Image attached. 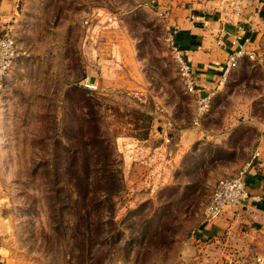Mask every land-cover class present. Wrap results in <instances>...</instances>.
Wrapping results in <instances>:
<instances>
[{
  "label": "rangeland",
  "instance_id": "rangeland-1",
  "mask_svg": "<svg viewBox=\"0 0 264 264\" xmlns=\"http://www.w3.org/2000/svg\"><path fill=\"white\" fill-rule=\"evenodd\" d=\"M0 17L21 57L0 96L3 264H197L216 182L264 133V26L197 121L152 0H0Z\"/></svg>",
  "mask_w": 264,
  "mask_h": 264
},
{
  "label": "crops",
  "instance_id": "crops-1",
  "mask_svg": "<svg viewBox=\"0 0 264 264\" xmlns=\"http://www.w3.org/2000/svg\"><path fill=\"white\" fill-rule=\"evenodd\" d=\"M152 2L156 14L175 34V45L185 53L201 94L218 86L230 53L241 47L248 52L254 49L264 26V0ZM238 27L242 28L239 40ZM218 41L226 47L218 46ZM255 153L258 157L248 170L246 184L249 195L259 196L260 203L226 208L218 219L205 222L193 237L197 245L188 251L197 264H264V133L248 162Z\"/></svg>",
  "mask_w": 264,
  "mask_h": 264
},
{
  "label": "built area",
  "instance_id": "built-area-1",
  "mask_svg": "<svg viewBox=\"0 0 264 264\" xmlns=\"http://www.w3.org/2000/svg\"><path fill=\"white\" fill-rule=\"evenodd\" d=\"M1 20V17H0ZM0 21V26H1ZM166 46L170 50L171 56L176 65V72L178 80L185 93L194 96L196 100V115L197 121L209 112L211 101L214 96L215 89L206 91L201 94L198 93L195 80L193 77V71L190 64L187 62L185 53L180 50L174 42V33L171 29L166 27ZM241 27L237 28V40L240 39ZM9 31L0 32V96L6 86V81L10 71L20 61V54L16 50L15 38ZM248 40H245L247 43ZM218 46L225 48L223 42L218 41ZM250 52L245 51L242 47L230 53L226 61V68L222 77L219 79V86L226 80L230 72L236 68V65L244 56L249 55ZM83 87L86 90H93V87L88 82L83 83ZM258 157L255 153L250 162H248L242 171L237 172L232 177H225L219 179L211 193L209 204L205 212V221L212 222L218 219L226 208L239 207L245 204H258L261 199L259 196H251L247 191L246 177L248 170L252 167L253 161ZM258 261V260H257ZM228 264H233L228 261ZM0 264H3V257L0 254Z\"/></svg>",
  "mask_w": 264,
  "mask_h": 264
},
{
  "label": "trees",
  "instance_id": "trees-1",
  "mask_svg": "<svg viewBox=\"0 0 264 264\" xmlns=\"http://www.w3.org/2000/svg\"><path fill=\"white\" fill-rule=\"evenodd\" d=\"M117 189V188H116Z\"/></svg>",
  "mask_w": 264,
  "mask_h": 264
}]
</instances>
